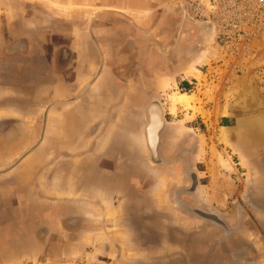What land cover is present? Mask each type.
<instances>
[{
    "label": "crops",
    "instance_id": "obj_1",
    "mask_svg": "<svg viewBox=\"0 0 264 264\" xmlns=\"http://www.w3.org/2000/svg\"><path fill=\"white\" fill-rule=\"evenodd\" d=\"M42 2L30 21L17 9L0 23V264H264V112L246 103L207 124L204 105L185 119L193 108L164 101L169 87L199 90L197 66L213 50L186 59L182 42L153 70L144 31L168 44L172 9L52 2L61 12ZM151 91L166 121L159 155L177 158L169 166L148 161ZM213 120L228 167L199 128Z\"/></svg>",
    "mask_w": 264,
    "mask_h": 264
},
{
    "label": "rangeland",
    "instance_id": "obj_2",
    "mask_svg": "<svg viewBox=\"0 0 264 264\" xmlns=\"http://www.w3.org/2000/svg\"><path fill=\"white\" fill-rule=\"evenodd\" d=\"M54 7L51 3H57L58 0H0V23H13L16 20L17 9L30 21V13L37 11L36 5L43 3ZM48 1V2H47ZM58 2L61 5L65 3ZM122 1V0H120ZM149 5L157 10L164 11V7L178 0H149ZM192 7H196L192 16L199 19H208L214 22L216 26V42L212 48V54L206 57L204 64L197 66L196 73L202 76V84L199 90L192 88L189 90H179L169 87L165 91V102L168 105V95L170 105H184L193 108L192 111H184L185 119L195 118L196 110L194 103L204 105L209 108L207 113L203 112L200 107L198 110L202 115L209 117L206 123L216 119L221 113L230 112L231 109L243 111L246 103H251L254 107L252 112L257 114L264 112V3H258L256 0H187ZM84 6V3L77 2ZM114 4L112 1L104 2ZM54 4V5H55ZM61 12L64 8L55 6ZM83 10V9H82ZM197 11V12H196ZM59 12V13H61ZM58 13V12H57ZM136 23H146L150 18L148 14L144 17L135 14ZM154 17V16H153ZM171 22L172 20H168ZM154 35L156 33L151 29ZM161 48L160 44L158 46ZM150 56L153 70H158L161 61L156 51H151ZM197 63V62H196ZM202 63V62H200ZM142 66V62L137 64V68ZM163 69V70H164ZM143 71V70H142ZM167 72V71H166ZM202 72V73H201ZM205 74V75H204ZM159 79H157L158 81ZM198 87V86H197ZM192 95V101L189 105L179 103L177 96L179 93ZM201 96L199 98L198 96ZM192 105V106H191ZM187 114V115H186ZM182 113H178L180 117ZM198 117V116H197ZM210 126L203 128L206 135L207 145L217 149L220 154L219 161L224 167H228L230 162L229 152L220 142L219 130L216 128V121L213 120ZM220 139V140H219Z\"/></svg>",
    "mask_w": 264,
    "mask_h": 264
},
{
    "label": "flooded vegetation",
    "instance_id": "obj_3",
    "mask_svg": "<svg viewBox=\"0 0 264 264\" xmlns=\"http://www.w3.org/2000/svg\"><path fill=\"white\" fill-rule=\"evenodd\" d=\"M166 7L169 11L172 9L174 12V19L169 17V15L167 18L177 22L178 29H175L174 32H171L172 34L168 44L161 42V38H159L160 35H154L152 31L146 29L144 31V45L141 51L144 56H150L151 51H156L160 58H163L167 55V51L171 52L172 50H175L182 42L187 43V48L184 55L186 59H193L197 55L208 53L210 50H212L216 42V26L214 22L208 19H199L192 16L189 12V1L187 0L170 2L164 7L165 10ZM155 10L157 9L154 8V11ZM168 23L169 21L167 20L162 24L165 30H169L167 29ZM159 44L161 48L158 47ZM138 61H142V58H139ZM180 193L185 192L180 191ZM177 195L180 198L179 191L177 192ZM178 200L177 206L184 209L188 213H192L198 217H200L199 214L202 213L213 214L214 216L218 217L211 210L198 209L184 202L182 199ZM220 220L221 219L218 217V220H216L218 224Z\"/></svg>",
    "mask_w": 264,
    "mask_h": 264
},
{
    "label": "water",
    "instance_id": "obj_4",
    "mask_svg": "<svg viewBox=\"0 0 264 264\" xmlns=\"http://www.w3.org/2000/svg\"><path fill=\"white\" fill-rule=\"evenodd\" d=\"M144 117L146 119V126L143 130V135L145 138V146L148 152V161L157 166H169L177 158L170 161H163L159 155V139L160 133L163 131L166 125V121L163 116V110L160 106L158 96L155 92L151 91V97L144 109ZM176 157H179L178 155ZM201 219H204L210 223L218 224L216 220L218 217L213 214L202 213L199 214ZM236 226L230 228L229 230L235 229ZM228 232V231H227Z\"/></svg>",
    "mask_w": 264,
    "mask_h": 264
},
{
    "label": "bare ground",
    "instance_id": "obj_5",
    "mask_svg": "<svg viewBox=\"0 0 264 264\" xmlns=\"http://www.w3.org/2000/svg\"><path fill=\"white\" fill-rule=\"evenodd\" d=\"M177 101H178L179 103H183V104H187V105H189L190 102L192 101V95H187V94L180 93V94L177 96Z\"/></svg>",
    "mask_w": 264,
    "mask_h": 264
},
{
    "label": "built area",
    "instance_id": "obj_6",
    "mask_svg": "<svg viewBox=\"0 0 264 264\" xmlns=\"http://www.w3.org/2000/svg\"><path fill=\"white\" fill-rule=\"evenodd\" d=\"M258 3H264V0H256Z\"/></svg>",
    "mask_w": 264,
    "mask_h": 264
}]
</instances>
